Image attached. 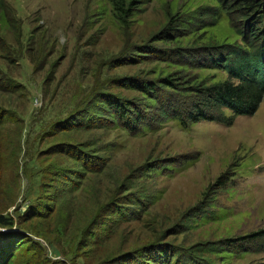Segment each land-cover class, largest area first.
<instances>
[{
  "label": "rangeland",
  "instance_id": "rangeland-1",
  "mask_svg": "<svg viewBox=\"0 0 264 264\" xmlns=\"http://www.w3.org/2000/svg\"><path fill=\"white\" fill-rule=\"evenodd\" d=\"M113 1L11 0L15 23L43 35L47 48L34 60L26 51L8 71L25 90L0 95L15 118L0 136V213L15 222L3 232L40 242L53 264L264 262V253L225 245L264 230V100L232 124H189L126 86L155 82L159 99L191 102L193 85L227 75L195 67L186 54L233 43L231 17L177 31L175 21L202 17L215 0H142L127 22ZM9 26L0 25L1 35L14 42L18 27ZM103 87L152 125L133 132L72 120L94 109L91 98ZM32 258L25 252L14 264Z\"/></svg>",
  "mask_w": 264,
  "mask_h": 264
},
{
  "label": "trees",
  "instance_id": "trees-1",
  "mask_svg": "<svg viewBox=\"0 0 264 264\" xmlns=\"http://www.w3.org/2000/svg\"><path fill=\"white\" fill-rule=\"evenodd\" d=\"M142 0H114L113 12L122 22H127L135 10V5ZM202 17L198 15H189L187 19L175 21L174 28L171 30L194 29L199 21L203 20L207 23L209 20L218 22L220 15L231 17V24L237 38L233 43L224 42L218 46H205L191 56L186 54V61L192 63L195 67L205 70H221L227 75L226 79L215 81L212 84L204 86H192L195 97L191 102L180 101L172 102L169 98L158 97L157 89H162L158 83L141 82L137 84L127 81L132 90L148 94L150 98L159 101L161 114L165 117L173 114L174 116L185 117V123L193 124L200 121H215L227 124H232L237 116L253 115L257 112L261 103L264 100V0H215L212 4L203 9ZM226 14H222V13ZM18 11L12 4L11 0H0V25L9 26L12 32V23L18 25ZM20 18V17H19ZM21 20V19H20ZM25 22L20 25L23 26ZM181 24V27H176ZM186 26V28H182ZM26 27H18L14 33L15 41L5 39L0 31V95H9L7 92L22 93L26 88L25 84L21 83L18 78H12L8 73L12 70L14 64L24 60L26 51L32 53V58L35 55H42V48H47V42L43 35H36L35 31H26ZM185 36V33H182ZM201 55H195L198 53ZM181 53V52H180ZM34 60V58H33ZM164 60V59H163ZM35 62V61H34ZM2 68V69H1ZM11 74V73H10ZM165 87L172 85L171 81H164ZM116 84L118 82L116 81ZM124 83H122L123 85ZM157 96V97H156ZM90 103L93 110L87 108L85 111H79L72 115V120H79V116H84L82 121L89 123L96 122L98 126H120L129 131H135L137 127H149L152 124L147 121L144 113L136 108L131 101L116 97L112 91L102 88L97 91ZM135 108H131V106ZM181 106L185 114L178 110ZM178 111V112H177ZM10 109L2 105L0 101V136H3L7 122H14V116L9 113ZM79 113V114H78ZM149 113V112H145ZM228 113H230L228 115ZM84 114V115H83ZM15 115V114H14ZM87 118V119H86ZM176 119H180L176 118ZM63 120H61L62 122ZM186 124V125H189ZM185 125V126H186ZM1 154V150H0ZM3 152L0 159V176L3 175ZM71 156L77 158L74 153ZM79 155H82L81 153ZM85 166V165H84ZM88 165H86L87 168ZM50 212V211H49ZM44 213H31L27 216L46 217ZM15 224L14 219L0 213V227L11 228ZM230 249L236 248L238 251L264 253V230L253 232L247 236L236 240H228L225 243ZM43 245L28 237L19 238L16 234L0 233V264H14L15 257L32 252L34 258L29 260L27 264H53L51 258L43 259ZM190 256V255H189ZM192 258V257H191ZM173 259V257H172ZM210 264L202 260V263ZM172 264V261H170ZM264 264V262L257 263Z\"/></svg>",
  "mask_w": 264,
  "mask_h": 264
},
{
  "label": "built area",
  "instance_id": "built-area-1",
  "mask_svg": "<svg viewBox=\"0 0 264 264\" xmlns=\"http://www.w3.org/2000/svg\"><path fill=\"white\" fill-rule=\"evenodd\" d=\"M3 231H4V229L0 227V232H3Z\"/></svg>",
  "mask_w": 264,
  "mask_h": 264
}]
</instances>
